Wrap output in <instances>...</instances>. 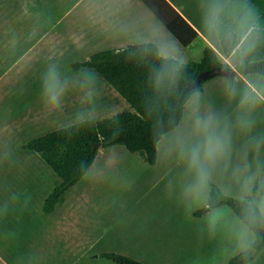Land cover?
<instances>
[{
  "label": "crops",
  "instance_id": "0c3cea01",
  "mask_svg": "<svg viewBox=\"0 0 264 264\" xmlns=\"http://www.w3.org/2000/svg\"><path fill=\"white\" fill-rule=\"evenodd\" d=\"M168 1L199 34L188 46L142 0H0V264H101L99 252L104 250L150 264H221L253 240L252 230L226 204L193 216L206 203L209 188L194 187L195 173L181 157L180 145L195 140L190 101L198 97L199 112L217 116L232 136L230 156L212 169L210 179L238 197L248 194L245 179L254 177L253 186L263 180L264 101L259 96L264 95V74L258 72L237 73L232 84L226 76L206 80L188 99L179 124L159 140L155 164L122 144L102 147L53 210H43L60 177L24 143L74 122L134 110L95 68L74 69L71 62L97 50L153 41L163 56L182 62L200 60L209 44L229 64H236L234 52L224 54L214 24L230 0ZM254 5L261 17L253 25L261 27L246 45L252 58L264 55V0ZM9 45L14 51L3 60ZM29 54L36 60L32 68L12 72ZM50 67L68 82L62 106L55 110L43 107L40 98ZM243 97L255 102L249 132L237 123L238 115L249 111L239 106ZM138 171L142 208L152 213L142 219L141 227L134 224L133 196L129 201L124 195L117 199L121 206L114 212L104 211L102 205L110 201L120 178ZM256 194L252 196L258 203ZM168 196L179 206L183 196L195 203L184 211L174 205L169 210ZM103 216L107 227L102 232ZM104 233L113 236L111 242L101 238ZM248 264H264V246Z\"/></svg>",
  "mask_w": 264,
  "mask_h": 264
},
{
  "label": "trees",
  "instance_id": "16d2710c",
  "mask_svg": "<svg viewBox=\"0 0 264 264\" xmlns=\"http://www.w3.org/2000/svg\"><path fill=\"white\" fill-rule=\"evenodd\" d=\"M142 1L183 46L199 36L168 0ZM254 2L230 0L214 20L224 54L228 56L234 52L238 58L234 66L237 73L264 74V55L252 58L246 51L256 27H261L253 25L254 20L261 17ZM258 47L260 49L261 44ZM212 65L227 66L229 63L209 44L204 45L200 60L182 62L172 56H163L153 41L97 50L83 60L71 62L74 69L95 68L134 110L124 109L99 119H84L24 143V147L39 153L60 177L46 197L43 210H53L61 195L85 174L102 147L122 144L147 163L155 164L159 140L179 124L188 99L192 93L201 91L209 78L202 79L194 87H187L188 82ZM227 78L232 84L234 77ZM262 182L264 179L251 188V193L238 197L227 194L214 181L208 180L207 201L193 212V216L199 217L226 204L254 233L245 249L221 264H248L264 246V219L252 196L260 190ZM99 254L116 264H150L114 251Z\"/></svg>",
  "mask_w": 264,
  "mask_h": 264
},
{
  "label": "clouds",
  "instance_id": "9594fccd",
  "mask_svg": "<svg viewBox=\"0 0 264 264\" xmlns=\"http://www.w3.org/2000/svg\"><path fill=\"white\" fill-rule=\"evenodd\" d=\"M68 89V82L62 80L55 67H50L45 74L41 85V105L47 109L55 110L62 106V99ZM89 97L91 92L88 93ZM264 101V95L259 96ZM193 112V130L195 140L191 143L180 145V155L186 160L189 170L195 173L196 189H203L210 179L212 169L228 158L232 151V136L227 125H222L214 114H201L198 108V97L190 101ZM241 109H249L237 117V123L242 131L249 132L253 127L250 109L255 107V102L250 103L247 97L239 102ZM254 177L244 180L243 188L246 193H251ZM257 208L260 217L264 219V182L261 183Z\"/></svg>",
  "mask_w": 264,
  "mask_h": 264
},
{
  "label": "rangeland",
  "instance_id": "374dc122",
  "mask_svg": "<svg viewBox=\"0 0 264 264\" xmlns=\"http://www.w3.org/2000/svg\"><path fill=\"white\" fill-rule=\"evenodd\" d=\"M13 51H14V46L13 45H9L7 49L3 50L4 53L1 54L2 59L3 60L9 59L11 57ZM35 61L36 60L34 58H32V54H29V55H27L25 57V59L23 60V62L21 64L16 66V69H14L12 72H16L17 69H19L21 67L22 68L26 67V68L30 69V68H32V65H34ZM231 65L235 66V63L232 62ZM139 174H140V171L135 172L132 176L123 177L125 179H121L120 178L119 179L120 183L116 187H114V189L111 191L113 195L109 199L110 201L102 203L104 211L109 209V210H113V212H114L115 210H118L119 206H121V204H119V201L117 199H119L122 195H124V197L127 198L125 201H129V199L132 198L130 196H133L134 206H133V209L131 210V212H132V214H135L134 224L137 227H141V222H143L142 219H144L145 217H148V216L151 217V215H152V213L147 212V211L143 210V208H142V206H143L142 205V199L140 198L142 190H141V183H140ZM57 176L55 175L56 178H58ZM131 189H132L131 193L133 195H127V193H129V191ZM168 198H171V199L168 200V202L166 204V208L169 209V210H171L173 208V205H174V207L176 209L184 211V210H186V209H183L185 206L193 205L195 203V200H192V201L185 200V198L183 196L181 201H180V203L182 202L181 206H179V204L173 203V197L168 196L165 199H168ZM144 212H147V213L144 214ZM104 220H105V218L103 216L102 217V222H101V230H102V232L104 231L105 227H107V222H104ZM104 234L101 235V238L104 239L105 237H107L108 240L111 242V239H112L113 236H111L110 234H105V235ZM104 251H109V250H104ZM110 251H113V250H110ZM114 252H118V251H114ZM118 253H120V252H118ZM91 257L92 256H90L89 258H91ZM101 259H102L101 264H105V262H107V261L111 262L112 264H116L114 261L109 260V259H107V258H105L103 256H101Z\"/></svg>",
  "mask_w": 264,
  "mask_h": 264
},
{
  "label": "water",
  "instance_id": "95a60500",
  "mask_svg": "<svg viewBox=\"0 0 264 264\" xmlns=\"http://www.w3.org/2000/svg\"><path fill=\"white\" fill-rule=\"evenodd\" d=\"M237 74V70L232 65H212L209 68L203 69L199 72L196 78L192 82H188L187 87L197 86L202 79H207L215 75L227 76V77H235Z\"/></svg>",
  "mask_w": 264,
  "mask_h": 264
},
{
  "label": "bare ground",
  "instance_id": "6f19581e",
  "mask_svg": "<svg viewBox=\"0 0 264 264\" xmlns=\"http://www.w3.org/2000/svg\"><path fill=\"white\" fill-rule=\"evenodd\" d=\"M119 109H120V107H119Z\"/></svg>",
  "mask_w": 264,
  "mask_h": 264
}]
</instances>
